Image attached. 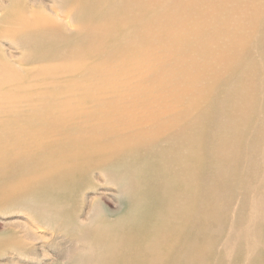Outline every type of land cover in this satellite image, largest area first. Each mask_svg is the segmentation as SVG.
Masks as SVG:
<instances>
[{
    "label": "bare ground",
    "instance_id": "6f19581e",
    "mask_svg": "<svg viewBox=\"0 0 264 264\" xmlns=\"http://www.w3.org/2000/svg\"><path fill=\"white\" fill-rule=\"evenodd\" d=\"M8 2L21 13L16 18L13 10L3 12L0 39L11 33L21 56L15 65L0 53V194H17L12 201L53 222L72 217V192L81 178L98 170L127 198L130 210L127 219L112 221L95 214L80 240L89 263L202 264L208 253L207 264H230L233 255L245 264H264V19L251 44L257 50L251 67L257 94L253 114H243L245 126L230 122L239 131L229 135L222 109L228 108L222 118H229L236 105L212 94L207 121L197 116L186 143L172 132L170 146H182L153 152L160 137L135 134L140 129L135 115L143 111L103 108L138 69L149 70L153 41L161 37L152 36L157 30L151 26H163L160 41L166 42L175 17L167 20L165 12L178 9L177 1L55 0L54 10L65 16V24L56 21V26L48 15L28 12L21 0ZM67 27L72 33H65ZM196 28L203 35V26ZM174 35L168 50L182 41ZM234 59L239 66L233 75L242 78L225 93L243 95L246 73ZM62 79L79 94L60 95ZM228 85L218 80L214 91ZM211 151L227 153L207 176ZM225 220L229 231L221 239Z\"/></svg>",
    "mask_w": 264,
    "mask_h": 264
},
{
    "label": "rangeland",
    "instance_id": "374dc122",
    "mask_svg": "<svg viewBox=\"0 0 264 264\" xmlns=\"http://www.w3.org/2000/svg\"><path fill=\"white\" fill-rule=\"evenodd\" d=\"M176 1L178 9L165 12L167 20L175 17L170 23V35H167L166 42L160 41L163 26L156 23L151 26V30H157L152 36L161 33V37L153 41L150 51L153 60L149 70L138 69L130 79V84L122 87L118 97L103 108L105 111L114 107H129L135 111H143L135 115L136 124L140 128L135 130V134L140 137L144 133L146 138H155L158 135L160 138L158 143L152 146L153 152L160 151V147L170 146L169 140L176 133L181 134V142L186 143L185 136L188 137L191 133L188 130L189 125L197 116L201 117V123L207 121L208 97L212 94L217 99L229 97L232 104L236 105L229 118H222L228 114L225 113L228 108H223L222 119L220 118L229 135H235L239 129H232L230 122L235 123L238 128L245 126L248 117L243 114L252 112V104L257 94V74L251 68L257 50L251 47V44L264 19V0ZM21 2L28 12L38 10L48 15L52 18L50 23L53 26H56V21L65 24V16L54 10L55 0ZM12 10L13 16L19 17L20 7L12 5L8 0H0V20L3 19L4 11L9 14ZM196 24L203 26V35L199 34ZM70 29L72 30L67 27L68 31L65 33L71 32ZM174 33L180 35L182 41L177 47L168 50L175 43ZM17 46V41L11 33L0 39V53L15 65H18L21 56ZM163 46L168 51L164 52ZM234 58H239L246 73L247 83L241 86L244 89L243 95L231 91L225 93L239 86L242 78L233 75V67L239 66ZM218 80L230 85L226 86L224 91L215 92ZM60 82L63 87L60 95L68 91L71 96L79 94L68 88L67 79ZM109 88L108 82L106 91ZM178 122L183 124L177 126ZM172 132L176 133L170 135ZM181 142H176L169 148L177 149V146H182ZM225 148L229 149L230 144ZM226 153H208L207 161L210 167L206 171L207 176L214 173L213 165L219 163ZM181 166L186 168L187 164L183 162ZM144 171L143 168L141 174H145ZM2 185L0 178V187ZM14 196L18 195L0 194V264H93L85 258L88 252L83 250L85 246L80 243L82 231L93 226V218L98 214L112 221L128 216L130 210L127 207V198L98 170H92L86 177L81 178L72 192L69 199L72 217H59L46 223L35 218L22 204L12 201ZM98 201H101L102 205H97ZM236 203L239 205V202ZM238 207L233 204L232 211H236ZM98 210L100 213H97ZM60 222L63 226L59 225ZM224 222L225 233L221 239L229 231L228 220ZM230 258V264H245L238 255ZM207 259L208 253L203 256L201 263L207 264Z\"/></svg>",
    "mask_w": 264,
    "mask_h": 264
}]
</instances>
